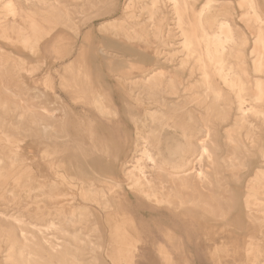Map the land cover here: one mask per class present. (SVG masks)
<instances>
[{
    "label": "rangeland",
    "instance_id": "rangeland-1",
    "mask_svg": "<svg viewBox=\"0 0 264 264\" xmlns=\"http://www.w3.org/2000/svg\"><path fill=\"white\" fill-rule=\"evenodd\" d=\"M9 1L11 0H0V49H2L0 56L4 54L6 57L5 64L13 61L16 65L15 71L22 76L24 82L29 87L38 89L35 94L25 88L22 95H30L35 106L44 105L49 111L55 108L62 109L61 104H64L59 102L58 96L56 97L60 95L68 107L76 105L80 115L77 119L65 108V111L57 113L56 118L38 113L37 117L25 115L20 121L17 118L19 110L10 106L9 101L6 107L0 104V212L14 216L15 219L23 218L25 223H29L30 227L27 223L23 228L27 227L26 230L31 233L29 239L34 240L35 243L28 246L26 257L35 254L33 256L36 259L44 257L46 260H51L47 252L40 251L42 248L48 249L49 245L46 244V248L44 241L40 242L39 239L42 237L37 226L43 222L44 217L46 219L53 217L50 213H53L54 208L72 207L75 216H79L82 211L85 214L75 223L65 226L70 234L64 238L74 244L72 234L76 231L80 232L83 240L80 246L84 249L78 252V257L86 261L98 252V250H90L92 247L95 248L96 244L103 246L97 264H245L244 249L247 255L253 258L255 251L251 243L254 237L251 232L259 228L260 224L249 214L246 200L249 195H253L264 201V178H258L257 175L258 171L264 172V94L262 99L257 100L255 92L256 78L264 79V74L255 71L257 57L260 54L264 63V42L259 52L251 50L255 46L254 40L258 28L263 27L264 24L252 16V9L248 6L240 7L239 0H215L218 3L224 2L216 3L215 7L207 12L202 10L206 0H187L186 8H183L179 15L176 14L174 0H103L95 7L88 5L87 0H59L62 5L68 7L71 19L80 29L79 34L76 35L72 29L61 24L56 18H47L37 13L31 0L11 1L16 8L18 19L13 21L7 7ZM254 1L257 2L260 17L264 19V0ZM177 3L183 5L181 0ZM25 16L30 17L35 23L33 29L26 35L21 25ZM177 17L185 21L182 24L185 28H188V23L194 20L196 25L194 38L187 35V29L186 33L184 32L183 27L178 24L180 20ZM221 23H228L227 25L234 27V35L238 37L245 35L248 38L246 44L227 45L226 48L235 49L231 50V55L224 61L225 68L232 66V69L245 81L246 89L243 93L233 92L212 72L215 62L205 60L204 50L207 48V42L215 39L217 34L223 37L220 30ZM236 25L240 29H237ZM186 37L192 38L197 45L192 46L196 47L195 50L193 49L195 53L189 56L185 54L182 46ZM46 42L49 43L48 51L33 55L30 46L34 47L38 43L42 46ZM208 46L213 47V50L216 47L215 44ZM150 52L155 63L153 70L167 68L162 78L163 83L168 81L170 70L179 73L180 81L177 83L176 93L162 86L150 93L141 84V80L135 78L136 76L127 80L118 78L117 75L127 63L134 62L141 65ZM10 53L18 55L23 62L8 57ZM200 57L202 60H199ZM203 58L211 69L212 82L220 90V95L215 93L206 97L203 88L188 90L191 83L201 80L200 65L196 63H204ZM208 64H211L210 67ZM103 80L108 84L110 98L122 113L126 105L128 107L137 105L138 117L145 115L146 109L160 110L155 112L154 117L157 119L155 125L159 127L164 123L165 129L161 134L152 137L147 144V149L156 154L158 159L179 161L184 154L183 151L188 150L192 128H195L194 122L187 120L192 109L212 118L211 135L214 145H210V149L215 156L216 170L207 173V178L211 182L208 190L216 197L224 192L227 196L226 201L218 200L219 206L215 211L207 212L206 215L203 213L205 217L202 216L200 208L192 210L191 215L198 218L197 222L204 226L203 239L198 240V237L193 236L189 239L183 229L179 230L182 234L179 233L178 237L171 238L168 236V230L160 225L162 232L159 241L152 243L148 239L144 240L145 234L143 239L135 235L132 243L137 249L135 251L137 256L130 257L125 253L126 232L132 230H127L126 226L130 219L126 218L116 203V181L113 177L119 181L124 179L122 177L124 161L134 156L137 126L134 118H130L131 122H128L127 118L121 117L119 127L116 118L99 114L94 104V93L98 88L95 89L94 86L97 87ZM12 84L16 82L13 81ZM101 89L103 92L107 91L106 87L99 88ZM240 97H244L242 101L246 111L241 109ZM187 98L189 102L183 110L173 109ZM201 100L205 103L200 106L198 102ZM251 108L259 111L260 114ZM254 112L255 115L252 114ZM61 120L64 121V131H59ZM75 123L80 125V134L70 131ZM44 126H49L46 135L43 133ZM120 129L129 133L131 138V141H128L130 153L125 159L121 158ZM228 134L239 141L240 162L244 167L240 171L227 169L224 162L227 152L224 138ZM4 148L12 154L25 155L27 152L29 157L25 156L10 164L8 158L1 152ZM40 157L44 162L51 164V174L43 169L46 167H40ZM113 169H116L114 175L110 172ZM151 173L153 176V172ZM45 180L61 183L65 188L53 191L55 192L52 195L53 202L48 205L29 203L24 206L22 201L32 199L33 195L40 191ZM152 181L154 182L152 187L158 189L156 178L154 177ZM257 183L258 186L251 187L252 184ZM87 190L94 191L91 194L93 199L87 195L83 196L84 192H88ZM140 199H142L140 203L145 204L144 199L141 197ZM260 209H264V205L259 207ZM155 221L158 220L142 219L137 216L135 223L137 230L140 231L137 232L142 236L141 226L153 224ZM111 222L118 227L115 245L112 243ZM184 223V229L191 225V222L185 218ZM9 226L0 217V264H14V262L21 264L12 251V248L18 247V244L12 227L7 229ZM171 231L176 232L175 229ZM191 232L190 230V235ZM54 233L50 231L47 234ZM257 237L262 239L260 234ZM136 238L140 240L136 242ZM199 241L202 243H198ZM36 244H41L42 247H36ZM204 244L205 247H200ZM216 245L219 247L217 255L213 247ZM142 246L147 247L148 251L144 252ZM161 246L168 251V259L160 251ZM236 247L239 248L240 255L236 260L230 259ZM210 251L215 257H220L219 260L212 256ZM6 258L10 261L4 262ZM263 260L264 256L261 255L256 262L261 264Z\"/></svg>",
    "mask_w": 264,
    "mask_h": 264
},
{
    "label": "bare ground",
    "instance_id": "bare-ground-1",
    "mask_svg": "<svg viewBox=\"0 0 264 264\" xmlns=\"http://www.w3.org/2000/svg\"><path fill=\"white\" fill-rule=\"evenodd\" d=\"M11 1L8 2L7 7L9 9L10 15H12V20L17 21L18 20L17 19V11H16V8L13 7ZM178 1L179 0H174V3H175L174 6L177 8L176 14L181 15L182 11L186 8L185 6L187 5V0H181L183 2L182 6H180L179 3H177ZM31 2L36 7L37 13L42 14L47 18H49V17L53 18L54 17L59 22H61V24H64V25L68 26L70 29H72L76 35L79 34L78 25L75 21H73L71 19V15H70L68 7L62 5L59 2V0H31ZM102 2H103V0H96L95 2H89L88 0L86 1V3L88 5H90L91 7H95L97 4H100ZM222 2H224V1H219V3H221V4H222ZM26 3H27V1H26ZM216 3H218V2L215 0H206L202 6V10L208 12L210 9L212 10V8L215 7ZM238 3L240 5V7L248 6L250 9H252V14H253L252 16H255L258 21H260L264 24V19L261 18L262 16L260 17V14L258 11V5H257L256 1H254V0H252V1L239 0ZM216 8H218V7H216ZM192 13H194V12H192ZM193 17L195 18L196 16L193 15ZM177 19L180 20V22H178V24L180 23L181 27H183L184 32L186 33V29H187V32H188L187 35L193 36V38H194L195 32H196V25H195L194 20L190 21L188 23V28H185L184 26H182V24L185 23V21H182V19H180L179 17H177ZM195 19H197V18H195ZM22 20L24 21L23 23L21 22V25L23 26L22 29L25 31V35H26L27 32H29L31 29H33V27L35 26V23L28 16L23 17ZM257 20H256V22H257ZM48 22H50V21L48 20ZM227 24L228 23H226V24L221 23V25H220V30H221V33L223 34V37L220 36L219 34H217L218 36L214 37L215 39L211 40L210 42L209 41L207 42L208 45L209 44H213V45L215 44L216 47L213 50L212 46H211L212 48H209V46L207 45L206 50H204L205 51L204 56H205V60L207 59L209 61L215 62L213 64V71H212V72H214V75H217L219 78H221L223 83L225 85H227L230 89H232L233 92L237 91V93L238 92L243 93V91H245V89H246L245 88V84H246L245 81L243 80V78L241 77L240 74H238L234 69H232V66H230L228 69L225 68L224 61L226 60L227 56L231 55V50L235 49V48H229L228 49V48H226L227 45L237 46V45H241L243 43L246 44L248 42V38L245 35L244 36L240 35V37L234 35L235 34L234 33L235 32L234 27L227 25ZM236 28L240 29V27L238 25H236ZM256 34L257 35L255 36V40H254L255 46L251 50L252 52H254V51L259 52L263 47L264 25H263V27L261 26V28H258V32ZM185 36H186V34H185ZM213 36L214 35H212L211 37L213 38ZM202 38H200V39H202ZM196 41H197V38H196ZM182 44H183L182 46L184 48L185 54H187L189 56V55L195 53V51H194L195 46L194 47H192V46L196 45V44H194L192 38L186 37V39L184 40V42H182ZM197 44L199 45L198 42H197ZM204 49H205V47H204ZM1 50L2 49H0V51ZM30 51L33 53V55L34 54L38 55L39 53H41L39 43L36 44L34 47L30 46ZM8 57H10L12 59H18V60L23 62V60L20 59V57L14 53H10L8 55ZM201 57H200V59L199 58L198 59L202 60ZM192 58H194V56ZM257 58L258 59H257V62L255 64V71L260 73V74H264V63L262 62L261 54ZM203 62H204V58H203ZM5 63H6V57L3 54L0 56V104L3 107H6L7 101H9L10 106L17 108L19 110V113L17 114L18 120H20V121L23 120L25 115L37 117L38 113H42V115H44V116L47 115V116H50L52 118H56L58 115L57 113L59 111H65L66 107H65V105H62V104H61L62 109L55 108L51 111L47 110L44 105L35 106L32 102L31 96L30 95L23 96L22 91H23V89L27 88V90L29 92L32 91L36 94V92H38V89L29 87L24 82L22 76L18 72L15 71L16 65L13 61H9L7 64H5ZM205 63H207V62H204L202 64L196 63V65H200V71H201V77L200 78H201V80L196 81L194 83H191L188 90L191 91V90L203 88V92H204L205 96L210 95V94L214 95L215 93H219L218 95H220V90L217 89L212 82L213 74L210 72L211 69H209ZM254 63H255V61H254ZM210 65H209V67H210ZM129 66H131V65H129ZM166 69L167 68L153 70V71L145 74L144 76H140L137 78L141 80V84L144 87H146L148 92H150V93H153L155 88L160 87V86H162L164 88H170L173 93H176L177 83H179V81H180L179 73L176 70H170L168 81L166 83H163L162 78H163L164 74L166 73V71H165ZM197 69H199V68H197ZM10 72H13L12 75L14 77H12V75H10L11 74ZM126 73H128V72H126ZM125 80H127V79H125ZM13 81L16 82V84H12ZM255 82H256L255 83V85H256L255 86V92L257 93L256 98H257V100L262 99L263 94H264V79L263 78H256ZM221 91H223V90H221ZM41 94L44 95L43 93H41ZM188 97H190V96H188ZM57 98H58L59 102L62 103V99L59 96ZM243 98L244 97H240L239 99H240V105L242 106L241 109L244 110L245 105L243 103L244 101H242ZM190 99H192V98H190ZM213 99H214V97H213ZM214 100H216V99H214ZM253 100H255V99H253ZM203 101L202 100L199 101L198 105L201 106L202 104H204L205 102H203ZM188 102H189V99L187 98L185 101H183L182 103H180L177 107H175L173 109L176 111L177 110H183L185 108L186 104H188ZM95 104L102 111H104L107 108L105 105L104 99L101 95L95 96ZM251 109H249V110H251ZM252 110H254V108ZM158 111L160 112V110L148 109L147 115L144 118L139 119L137 122V131H136L137 155L135 157H133V159L130 162L126 163L125 168H124V175L128 179L129 188H132L134 190H138L140 193H142L147 199H149L154 204H157L160 206H168V207H170L176 211L186 210L187 212L192 213V210L194 208H200L202 216H204L203 213L205 214V213L210 212V211L211 212L215 211L219 206L218 200L222 199V200L226 201L227 193L226 192H224V194L220 193L216 197L212 194V192L210 190H208V185H210L211 182L207 178V173L210 171L216 170L215 169L216 168L215 156H214V153L210 149V145H214V142L212 140V135H211L212 123H213L212 118L209 117V115L202 114V113H200L194 109H192L190 111V113L188 114L187 120H188V122H194L195 128H192L193 133L190 136L188 150L186 152L183 151L184 154L180 160L178 159L179 161H172V160H167L165 158L158 159L156 154H153L152 152H150L147 149V144L150 143V139L156 135L161 134L162 131H164L165 126H166V124H164V123H161L159 127H157L155 125V121L157 119L154 117V115H155V112H158ZM244 111H246V110H244ZM254 111H257V110H254ZM257 113H259V111H257ZM252 114L255 115V112ZM48 128H49V126L43 127L44 135H46ZM59 128H60L59 131H64V121H62V120L60 121ZM182 130H184V129H182ZM178 131L179 130L177 129V133H178ZM172 132H174V131H172ZM224 142L227 146V152L224 156V162H225L227 169L230 168L233 171H240V170L244 169V167L242 166V164L240 162V156L241 155H240V151L238 148L239 141L228 134L225 136ZM181 143L183 144V142H181ZM186 148H187V146H186ZM160 150H161V148H160ZM1 152L6 156V158H8V162L10 164H13L16 161L23 159V157H25V156L29 157L27 152L25 155L21 154V153H13L12 154V153L8 152L5 148L1 149ZM151 172H153V176L156 178V180L159 184L158 189L152 187V183H154L152 181V179H154V177L152 176ZM0 173H1V169H0ZM257 175H258V178H264V172L258 171ZM258 185H259L258 183L252 184L251 187L254 188ZM63 188H65V186L61 185V183H54L52 181H46L45 180V181H43V183L41 185L40 191L37 192L36 194H34L32 199L23 200L22 204L24 206H27V204H29V203H33V204H41L42 203V204L48 205V204L53 202L52 195L55 193L53 191L61 190ZM92 192H94V191L84 192L83 196L87 195L91 199H93L91 197ZM9 201H10V197H9ZM246 203H247L249 214L253 217V219L255 221H257L260 224V227L257 229H254L253 232H251V235L254 237L253 238L254 241H253V243H251L253 245V248L255 251L253 258L249 257L247 255L245 249H244L243 254L245 256V261H246L245 264H257V262H256L257 258L259 256L261 257V255L264 256V250H263L264 249V209L259 210V207L264 205V201H260L259 199H257L253 195H249L248 199L246 200ZM48 211H45V213ZM20 212H22V211H20ZM18 214L19 213H17V215ZM84 214L85 213L82 211L79 213V216H75L72 207L64 208V209L54 208L53 213H50V216L53 215V217H49L47 219L44 217L43 222L39 226H37V227H39L38 228L39 234L42 237V239L41 238L39 239L40 242L44 241L45 246H46V244L49 245L48 249L43 250V248H42V249H40V251H43V253L47 252L49 254L48 256H50L52 261L50 259L46 260L42 255L41 256L43 258L39 257L38 259H36V257L33 256L35 254H32L28 258L26 257L25 253L29 251L28 246L31 245L32 243H35V242H33L34 240L32 241L29 239V235L31 233L26 230L27 227H26V229L23 228L24 225L25 224L27 225L28 222L25 223L23 218L22 219H20V218L15 219V218H13L14 216L11 217L10 215L8 216L7 214H4L2 212H0V217L3 219V221L5 223H8L12 227V229H13L12 231L16 235V243L18 244V247L14 246L15 248H12V251L15 253L17 261H20L21 264H97L100 260L99 253L103 249L102 245L96 246L97 245L96 244L95 248L94 247L90 248V250H92V251L98 250V252L94 255V257H92L90 260L86 261V260L78 257V252H80L84 249V248L82 249V247L80 246V244L83 242L82 237H80V232L76 231V233L72 234L71 238H73L74 244L72 242H69L68 240H65V238H64L70 234L66 230L65 226L70 224V223H75ZM225 214H226V212H225ZM44 216H47V215H44ZM56 220L58 223L56 222ZM206 220H207V217H206ZM32 225H34V224H32ZM10 226L7 229H11ZM28 226H29V223H28ZM110 227L112 229L111 230L112 243L115 245V243H116L115 241L117 239L116 233L118 231V227L112 225V222H111ZM97 228H98V226H96V229ZM126 228H127V230L131 229L132 232L131 231L126 232L127 233V247L125 249V253H127L130 257H132V256L135 257L136 256L135 251L137 249L135 248V245L132 242L135 239L136 233L134 231L133 225L130 222V220L128 221ZM35 230H37L36 227H35ZM50 231H52L53 233L55 232L56 234L55 233L51 234V235L47 234ZM90 233H89V235H90ZM57 234L59 236H57ZM259 234L261 235L262 239L257 237ZM32 235H33V233H32ZM44 235H45V237H44ZM83 238L85 239V237H83ZM89 238H90V236H89ZM85 240H87V238ZM135 241L137 242L138 239L136 238ZM96 243H97V241H96ZM13 245H15V244H13ZM217 245L213 246L215 254L219 250V247H217ZM38 246L42 247L41 244L40 245L36 244V247H38ZM88 246H90V245H88ZM221 246H223V245H221ZM46 248H47V246H46ZM87 248L89 249V247H87ZM32 251H34V250H32ZM6 253H8V252H6ZM212 253L213 252H211L210 254L212 256H214L215 254L213 255ZM239 255H240L239 248L236 247L234 249V251H232V254L230 255V257H231L230 259L234 258L236 260V258ZM8 256H7V258H8ZM12 256H14V255H12ZM38 256H40V255H38ZM7 258H6V261L4 260V262L10 261V260L7 261ZM215 258H218V260H219L220 257H215ZM262 263H264V260L261 262V264ZM14 264H15V262H14Z\"/></svg>",
    "mask_w": 264,
    "mask_h": 264
},
{
    "label": "crops",
    "instance_id": "crops-1",
    "mask_svg": "<svg viewBox=\"0 0 264 264\" xmlns=\"http://www.w3.org/2000/svg\"><path fill=\"white\" fill-rule=\"evenodd\" d=\"M79 31H80V29H79ZM48 45H49V43L46 42L44 45L40 46L41 53H46L48 51ZM146 51H147V49H146ZM100 52H101V50H100ZM144 62L141 63L142 65H139V64L134 63V62L127 63L122 68V70H120V73L117 75L118 78L120 80L132 79L133 76H136L135 78H137L140 76H144L145 74L153 71V67H154L155 63L153 62L151 52L149 53L148 57L144 60ZM129 65H131V66H129ZM126 72H128V73H126ZM101 87H106L107 93L103 92L102 89L99 90V88H101ZM94 88L95 89L98 88L97 90H95L96 93H94V104H95V96L101 95L103 97L105 105L107 107L104 111H102L95 104L96 109L98 110L99 114L102 116H108V117L116 118L117 123L119 122L118 123L119 127L121 126V124H120V118L121 117L127 118L128 122H131L130 118H134V120L136 122V126H137L138 120L142 119L143 117L146 116L148 109H146L145 115L140 116V117H138L136 115L137 114L136 110L138 108L137 105H134L132 107H128L126 105V109L124 110V113H122L121 109L118 108L116 106V104L114 103V101L110 98L109 92H108V90H109L108 84H105L104 80L97 87L94 86ZM57 96H59L62 99L63 104L66 106V108H67V110L71 116H74L77 119L80 118V115H79V112L77 109L78 107L76 105H74L72 107H68L66 105L63 97L60 95H56V97ZM128 118H129V120H128ZM79 126L80 125L78 123H75V125H73V128H70V131L73 133H79L80 134V127ZM135 136H136V133H135ZM128 141H131L129 133H126V131L124 129H120V142L122 143L121 144L122 145V151H121V158L122 159H125L130 153L129 149H128V147H129ZM136 142H137V140H136ZM126 145H128V146H126ZM134 147H135V150H134V156H135L137 143L135 144ZM133 157H132V159H133ZM40 159H41L40 160V167L41 168L46 167L43 169L48 170V174H51L52 173L51 164L48 162H44V160L41 157H40ZM132 159L124 161V166L126 163L130 162ZM124 166H123V168H124ZM110 172L114 175V174H116V169L110 170ZM122 177L124 178L123 181L122 180L119 181L116 179V177H113L116 181V184H115V192H116L115 200H116V203L118 205L119 210L126 217H128L131 220L137 237L140 236L141 239H143L144 234H145L144 240L148 239L152 243L159 241V239H160L159 236L162 232L161 227H159L161 225V226H163V228L168 230V236H170L171 238L172 237L173 238L178 237V234L180 233L179 230L183 229L185 232V235L189 239L192 236L195 238L198 237V240L203 239L204 226H203V224H201V223L199 224L197 222V220H199L198 218L196 219L195 216L191 215V213L187 212L186 210L176 211V210H174L168 206H160V205L152 203L149 199H147L138 190H134L132 188H129L128 179L123 175V172H122ZM140 197L144 199L143 201H145L144 202L145 204L140 203L142 201V199H140ZM137 216H140V218H142V219L152 218V219H156L158 221H155L153 224L142 225L141 226L142 236H141V233H138V232H140L139 229L137 230V228H136L135 222H136ZM184 218L188 219L189 222H191V225H189V227L187 229H184V226H183V224L185 225ZM172 229H175L176 232L173 233V231H171ZM189 229L192 231L191 232L192 235L189 234V231H190ZM180 234H182V233H180ZM138 240H140V238ZM198 243H202V242L199 241ZM206 244L201 245L200 247H205ZM142 248H143L144 252L148 251L147 247L142 246ZM201 250H202V248H201ZM160 251L166 255L165 256L166 259L169 258L168 251L163 246H161ZM136 256H137V254H136Z\"/></svg>",
    "mask_w": 264,
    "mask_h": 264
}]
</instances>
